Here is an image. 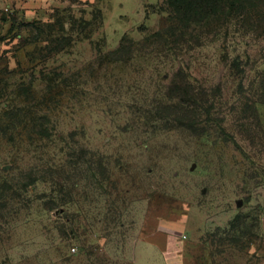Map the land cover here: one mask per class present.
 Listing matches in <instances>:
<instances>
[{
  "label": "rangeland",
  "instance_id": "1",
  "mask_svg": "<svg viewBox=\"0 0 264 264\" xmlns=\"http://www.w3.org/2000/svg\"><path fill=\"white\" fill-rule=\"evenodd\" d=\"M164 2L75 0L32 27L0 11V264H156L144 237L264 264V23L192 26L174 55L113 62L166 25ZM173 81L209 119L167 104Z\"/></svg>",
  "mask_w": 264,
  "mask_h": 264
},
{
  "label": "trees",
  "instance_id": "2",
  "mask_svg": "<svg viewBox=\"0 0 264 264\" xmlns=\"http://www.w3.org/2000/svg\"><path fill=\"white\" fill-rule=\"evenodd\" d=\"M163 11L167 15V20L166 25L162 29L146 35L137 44L132 41H126L125 37H123L118 48L109 53V56L112 58L111 60L113 62H121L133 52L137 54H143L144 52L145 55H150V52L156 53V51L160 53L162 52L160 47L167 48L165 50L169 53L180 51L178 47L175 48L174 46L177 44H179V46L181 44L189 45L188 43L192 37V26H197L201 30L214 25L218 28H228V26L232 24V20L235 19L237 28H239L238 26H240V28L244 27V30L252 32L253 29L260 27V25L264 23V0H165ZM60 14L59 12L55 13L52 19L58 18ZM241 16L243 17L242 20L239 19ZM38 23L39 22H22V26L32 27V24ZM19 30H22V28ZM18 35L19 33L17 36ZM183 47L182 45L181 48ZM148 48H151L150 52H147ZM172 54L174 55L175 53ZM171 85L172 87L168 88V91H171V93H166L164 99L168 101L167 104L176 101L185 109L192 107L190 120L186 121L189 126H196L204 111L206 113L205 116H207L206 118H210V109L204 107L206 101L201 100L198 94L195 95L190 91L191 88L188 82H182L180 85L176 81H173ZM180 110H182V108H180ZM180 110L177 112L179 115H176V119L161 116L162 112L160 111L158 112L160 115L158 118L162 122L165 120L172 122L177 121L179 126L182 120L180 117ZM9 116L8 120H17L14 112L10 113ZM168 121H166V124L164 123L165 125L163 126L166 127H162L163 130L169 129V127H167ZM176 127L177 126H175V128ZM35 134L40 135L41 132L37 129Z\"/></svg>",
  "mask_w": 264,
  "mask_h": 264
},
{
  "label": "crops",
  "instance_id": "3",
  "mask_svg": "<svg viewBox=\"0 0 264 264\" xmlns=\"http://www.w3.org/2000/svg\"><path fill=\"white\" fill-rule=\"evenodd\" d=\"M85 3H101L106 5L111 1H116L120 7L125 2H134L138 0H80ZM144 0H140L143 2ZM75 0H0V11L13 15L12 20L21 19V22H47L46 19H52L57 12L63 13L73 6ZM104 7V6H103ZM191 237H144L146 245L154 249L158 255L156 264H206L204 261L195 258L190 248L194 245ZM135 243V244H136ZM148 250V249H147ZM147 252V251H146ZM148 254H151L148 252Z\"/></svg>",
  "mask_w": 264,
  "mask_h": 264
},
{
  "label": "built area",
  "instance_id": "4",
  "mask_svg": "<svg viewBox=\"0 0 264 264\" xmlns=\"http://www.w3.org/2000/svg\"><path fill=\"white\" fill-rule=\"evenodd\" d=\"M71 252H72V253H75V252H76V249H75V248H72V249H71Z\"/></svg>",
  "mask_w": 264,
  "mask_h": 264
},
{
  "label": "water",
  "instance_id": "5",
  "mask_svg": "<svg viewBox=\"0 0 264 264\" xmlns=\"http://www.w3.org/2000/svg\"><path fill=\"white\" fill-rule=\"evenodd\" d=\"M238 207H241V203L240 202L238 203Z\"/></svg>",
  "mask_w": 264,
  "mask_h": 264
}]
</instances>
